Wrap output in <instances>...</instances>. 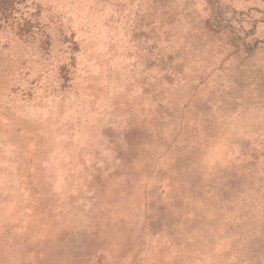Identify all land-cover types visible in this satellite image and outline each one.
<instances>
[{
  "label": "rangeland",
  "instance_id": "1",
  "mask_svg": "<svg viewBox=\"0 0 264 264\" xmlns=\"http://www.w3.org/2000/svg\"><path fill=\"white\" fill-rule=\"evenodd\" d=\"M0 264H264V0H0Z\"/></svg>",
  "mask_w": 264,
  "mask_h": 264
}]
</instances>
